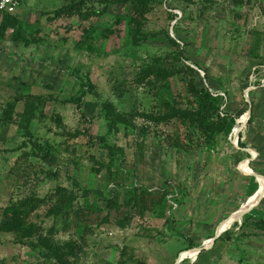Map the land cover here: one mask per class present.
Segmentation results:
<instances>
[{
  "label": "rangeland",
  "instance_id": "obj_1",
  "mask_svg": "<svg viewBox=\"0 0 264 264\" xmlns=\"http://www.w3.org/2000/svg\"><path fill=\"white\" fill-rule=\"evenodd\" d=\"M0 119V264H264V0H24Z\"/></svg>",
  "mask_w": 264,
  "mask_h": 264
},
{
  "label": "trees",
  "instance_id": "obj_2",
  "mask_svg": "<svg viewBox=\"0 0 264 264\" xmlns=\"http://www.w3.org/2000/svg\"><path fill=\"white\" fill-rule=\"evenodd\" d=\"M134 6H139L137 1L134 4ZM65 9L63 8L62 10H65ZM3 14L4 15H11V14H6V13H3ZM190 91L196 97V101H197V105H198V108L192 113V120H193V122L197 123L195 125H199L202 132L204 131L203 133L210 131L212 129V126L215 123L213 120H211V117L213 114L216 113L217 110L220 109V111H221L220 106L224 102V98H222L219 94H214V92H211L206 88H198L197 86H194L193 84L190 86ZM225 95H226V97H228L227 94H225ZM226 100H228V99H226ZM216 114L218 116L217 120H223L224 121L225 131L227 133L229 131V129L232 127V125L234 124V122L236 120V116H233L232 114H230L226 111H223V112L221 111L219 113L220 116L218 115V113H216ZM183 115L189 116V113L184 112ZM244 116H242L238 119V130L240 129V127L243 126V123L245 120ZM0 123H3V120L0 119ZM217 124H218V122H217ZM11 213H12V215H11L12 219H10L4 223L3 228L5 230L8 228H13V230H16V228H18L17 216L14 214V211H11Z\"/></svg>",
  "mask_w": 264,
  "mask_h": 264
},
{
  "label": "built area",
  "instance_id": "obj_3",
  "mask_svg": "<svg viewBox=\"0 0 264 264\" xmlns=\"http://www.w3.org/2000/svg\"><path fill=\"white\" fill-rule=\"evenodd\" d=\"M23 1L24 0H0V13L13 14L21 6ZM214 94H219L222 98H224V102L221 104L220 108L222 112L226 111V109L223 108V104L227 99L226 95L218 92H214ZM235 122L237 125L238 119H236Z\"/></svg>",
  "mask_w": 264,
  "mask_h": 264
},
{
  "label": "water",
  "instance_id": "obj_4",
  "mask_svg": "<svg viewBox=\"0 0 264 264\" xmlns=\"http://www.w3.org/2000/svg\"><path fill=\"white\" fill-rule=\"evenodd\" d=\"M245 115H247V114H245Z\"/></svg>",
  "mask_w": 264,
  "mask_h": 264
}]
</instances>
